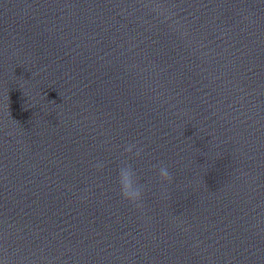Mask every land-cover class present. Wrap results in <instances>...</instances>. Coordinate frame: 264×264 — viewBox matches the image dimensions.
<instances>
[{
    "label": "water",
    "instance_id": "obj_1",
    "mask_svg": "<svg viewBox=\"0 0 264 264\" xmlns=\"http://www.w3.org/2000/svg\"><path fill=\"white\" fill-rule=\"evenodd\" d=\"M0 264H264V0H0Z\"/></svg>",
    "mask_w": 264,
    "mask_h": 264
},
{
    "label": "clouds",
    "instance_id": "obj_2",
    "mask_svg": "<svg viewBox=\"0 0 264 264\" xmlns=\"http://www.w3.org/2000/svg\"><path fill=\"white\" fill-rule=\"evenodd\" d=\"M142 151L143 149L137 146L135 143H129L124 147V152L131 153L134 156H140ZM95 166L100 168L103 167V164L102 162H97ZM157 174L161 181L167 183H171L174 179L172 173L169 171L168 166L164 164L159 165ZM117 183L120 193L124 199L137 208L142 207L144 186L138 182L136 173L130 165L123 164L118 169Z\"/></svg>",
    "mask_w": 264,
    "mask_h": 264
}]
</instances>
